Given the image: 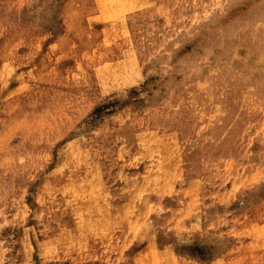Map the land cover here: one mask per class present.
Returning a JSON list of instances; mask_svg holds the SVG:
<instances>
[{"label":"rangeland","instance_id":"1","mask_svg":"<svg viewBox=\"0 0 264 264\" xmlns=\"http://www.w3.org/2000/svg\"><path fill=\"white\" fill-rule=\"evenodd\" d=\"M0 264H264V0H0Z\"/></svg>","mask_w":264,"mask_h":264},{"label":"bare ground","instance_id":"2","mask_svg":"<svg viewBox=\"0 0 264 264\" xmlns=\"http://www.w3.org/2000/svg\"><path fill=\"white\" fill-rule=\"evenodd\" d=\"M119 195V194H118ZM115 196H117V195H115ZM123 196H130L129 194H127V195H125L124 193H123ZM140 196V195H139ZM110 208H111V206L110 205H107V217H110L111 216V211H110ZM103 225V231L104 232H106V231H108V228L110 229V227H111V223H108V226L106 225V224H102Z\"/></svg>","mask_w":264,"mask_h":264}]
</instances>
